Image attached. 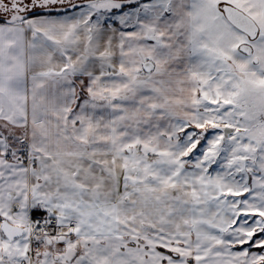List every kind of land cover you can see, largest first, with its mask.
<instances>
[{"label":"snow or ice","instance_id":"snow-or-ice-1","mask_svg":"<svg viewBox=\"0 0 264 264\" xmlns=\"http://www.w3.org/2000/svg\"><path fill=\"white\" fill-rule=\"evenodd\" d=\"M0 264H264V0H0Z\"/></svg>","mask_w":264,"mask_h":264},{"label":"rangeland","instance_id":"rangeland-1","mask_svg":"<svg viewBox=\"0 0 264 264\" xmlns=\"http://www.w3.org/2000/svg\"><path fill=\"white\" fill-rule=\"evenodd\" d=\"M189 131H191V129H189ZM215 167V166H214Z\"/></svg>","mask_w":264,"mask_h":264}]
</instances>
